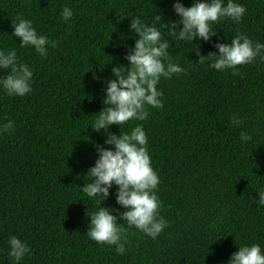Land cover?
I'll use <instances>...</instances> for the list:
<instances>
[{"label": "trees", "instance_id": "obj_1", "mask_svg": "<svg viewBox=\"0 0 264 264\" xmlns=\"http://www.w3.org/2000/svg\"><path fill=\"white\" fill-rule=\"evenodd\" d=\"M176 2L191 7L195 0H0V51H15L33 73L23 97L0 85V129L14 122V131L0 132V264H229L239 247L254 244L264 254V60L237 66V75L211 67L214 56L199 63L238 34L264 44V0H232L246 8L242 20L221 18L211 25L215 36L192 42L177 39L183 25ZM64 7L73 12L67 22ZM18 18L56 42L46 46L47 57L12 36ZM137 18L160 30L171 62L184 71L161 77L163 107L147 106V119L96 132L107 81L116 79L112 69L130 67L125 57L139 39L130 27ZM170 23L176 36L162 26ZM8 74L0 68V79ZM233 116L243 121L239 127ZM138 125L167 221L155 239L120 219L126 209L117 203L118 186L102 202L82 190L93 182L87 173L99 159L97 146L114 150L107 135L131 134ZM241 132L252 139L242 141ZM99 207L126 227L124 254L87 235ZM13 236L29 248L19 262L9 256Z\"/></svg>", "mask_w": 264, "mask_h": 264}, {"label": "clouds", "instance_id": "obj_2", "mask_svg": "<svg viewBox=\"0 0 264 264\" xmlns=\"http://www.w3.org/2000/svg\"><path fill=\"white\" fill-rule=\"evenodd\" d=\"M174 11L181 17L183 25L179 30L177 39L193 41L199 37L208 41L217 33L211 28L213 23H219L221 18H231L240 22L246 8L228 0L224 6L222 0L202 2L195 0L191 7H185L176 2ZM73 16L70 8L64 7L61 12L62 19L67 22ZM157 19L160 21L161 17ZM14 32L12 36L20 38V46H31L41 57H47L49 44L55 48V41H49L48 37L38 35L32 22L18 18V23H12ZM167 27L170 34L176 36V24L162 25ZM130 27L139 39L135 46L125 57L130 64L129 68L123 65L112 69L114 80L107 81L104 104L108 105L98 113V118L91 127L99 132L107 131L110 125L122 126L130 120L143 121L149 113L147 106L162 108L163 102L160 97L162 92L157 90L161 79L171 78L173 74L184 71L180 66L171 62L167 41L162 42L161 32L157 27L146 26L138 18L131 19ZM219 54L211 53L208 57L200 56L199 63H204L209 57H217L210 66L218 71L233 69V75H237V66L253 63L257 56L264 60L262 50L264 44L253 43L247 36L238 34L230 44L217 43L215 45ZM199 55V52L197 51ZM164 60H168L167 66ZM0 68L11 69V74L0 79V85L9 96H25L32 91L31 80L33 73L30 68L17 60L16 52L5 53L0 51ZM230 123L239 127L243 121L233 116ZM14 131V122L9 121L3 125L0 132ZM242 141H249L251 136L241 132ZM114 145V150L97 146L99 159L88 170V175L93 177V182L82 187L87 197H100L101 202L109 196V189L116 185L118 191L116 200L119 205L126 209L120 219L127 222V227H135L139 231L155 239L167 226V221L159 216L160 201L156 190L160 183L158 174L151 167V157L148 152V138L142 126H136L131 134L107 135L105 141ZM259 205H264V191H259ZM87 215V214H86ZM87 235L98 244L115 245L118 254H124L126 227L122 224L118 227L117 217L111 214L108 208H101L93 213ZM11 251L9 256L19 262L26 253L28 246L20 239L13 236L9 240ZM229 264H264V254L261 247L254 244L251 247H239L234 253Z\"/></svg>", "mask_w": 264, "mask_h": 264}]
</instances>
